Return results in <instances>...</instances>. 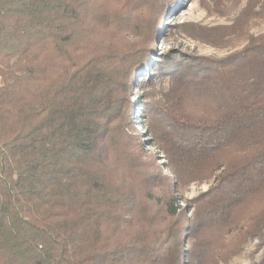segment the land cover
Listing matches in <instances>:
<instances>
[{
    "label": "trees",
    "instance_id": "16d2710c",
    "mask_svg": "<svg viewBox=\"0 0 264 264\" xmlns=\"http://www.w3.org/2000/svg\"><path fill=\"white\" fill-rule=\"evenodd\" d=\"M99 2L0 0V264H216L227 236L264 243V33L224 58H164L150 155L127 124L153 51L129 52L133 17Z\"/></svg>",
    "mask_w": 264,
    "mask_h": 264
},
{
    "label": "rangeland",
    "instance_id": "374dc122",
    "mask_svg": "<svg viewBox=\"0 0 264 264\" xmlns=\"http://www.w3.org/2000/svg\"><path fill=\"white\" fill-rule=\"evenodd\" d=\"M150 1L152 3L147 7L138 1L133 3L132 8L131 5H123L122 0H100L105 9L108 7L106 10L116 8L120 10L121 16L133 17V22L137 25L135 33H126L129 52L147 47L153 51L150 57L153 63L145 69L136 70L131 79L132 110L127 130L136 143L142 146L143 153L156 155L158 149L147 143L152 141L148 126L155 110H159L165 97L170 96L169 90L173 82L169 74L156 70L163 66L164 58L182 61L195 57L220 59L231 55L264 33V15L257 13L258 5H248V0H176L174 5L168 0ZM156 14L159 18L153 20ZM162 161L164 159L158 160ZM163 172L168 173L165 170ZM211 184L212 179L185 186L180 205L184 208L190 205ZM189 216L190 211H187L185 216H180L179 221L183 222ZM184 238L189 244L192 243L187 240V236ZM214 247L228 253L224 258L218 259L216 264H262L264 260V243L258 239L248 238L242 245L236 246L233 238L227 236L224 242H217ZM198 254L201 256L202 253ZM185 264L198 263L192 259Z\"/></svg>",
    "mask_w": 264,
    "mask_h": 264
}]
</instances>
